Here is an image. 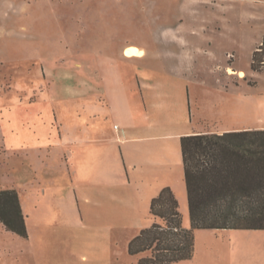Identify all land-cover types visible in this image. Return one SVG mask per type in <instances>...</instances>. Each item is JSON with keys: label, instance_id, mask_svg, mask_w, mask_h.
<instances>
[{"label": "rangeland", "instance_id": "374dc122", "mask_svg": "<svg viewBox=\"0 0 264 264\" xmlns=\"http://www.w3.org/2000/svg\"><path fill=\"white\" fill-rule=\"evenodd\" d=\"M263 43L264 0H0V191L18 193L28 231L23 238L0 222V264H138L145 256L137 261L128 246L149 213L122 226L110 221L113 209L100 219L84 201L60 202L41 180L47 151L29 126L38 127L37 111L84 109V100L59 101L55 92L84 74L90 52L101 56L103 47L102 56L118 58L138 46L142 78H174L175 94L191 92L197 128L214 100L213 111L231 114L210 128L234 132L264 130V67L252 69ZM182 185L176 194L189 229ZM260 255L264 231L196 230L194 258L177 264H264Z\"/></svg>", "mask_w": 264, "mask_h": 264}, {"label": "crops", "instance_id": "0c3cea01", "mask_svg": "<svg viewBox=\"0 0 264 264\" xmlns=\"http://www.w3.org/2000/svg\"><path fill=\"white\" fill-rule=\"evenodd\" d=\"M169 34L177 36L172 31ZM131 47L140 54L144 51L136 45H128L118 58L109 59L102 56L103 47L101 56L90 52L84 66L78 64L83 66L84 74L74 77L73 86L60 87L59 92H55L59 101L61 97L84 100V109L80 106L75 111L54 109L47 111L49 114L37 111L38 127H30V121L28 126L34 134L39 133V142L42 141L39 147L47 151L48 162H42L46 172L41 180L44 186L53 190L54 198L70 205L84 201L86 209L97 212L100 219H105L104 212L113 209L110 221L115 217L122 226L132 218L143 217L148 221L149 213L148 225L152 226L159 221L150 214L153 198L166 187H170L176 197L177 191L183 190L185 172L181 138L232 132V127L210 128L216 125L221 114L229 116L231 111H213L215 101L212 100L210 114L201 118L202 124L197 128L191 92L187 90L186 96L183 92L182 95L175 94L174 91L179 89L172 84L180 81L174 78L153 79L146 72L142 78L136 63L141 57L126 55ZM159 68L169 66L166 63ZM170 69L177 79L185 76L181 67L177 71L173 70L175 66ZM204 95L211 97L209 91ZM149 104L154 108L151 109ZM65 115L71 116L70 122H66ZM242 130L249 129L237 131ZM29 147L27 145V150ZM143 255L146 257L149 253L131 257L137 260ZM260 258L264 259V255Z\"/></svg>", "mask_w": 264, "mask_h": 264}, {"label": "trees", "instance_id": "16d2710c", "mask_svg": "<svg viewBox=\"0 0 264 264\" xmlns=\"http://www.w3.org/2000/svg\"><path fill=\"white\" fill-rule=\"evenodd\" d=\"M264 43L252 69L264 67ZM191 226H183L170 187L153 198L150 214L161 223L142 229L128 246L130 256L149 253L138 264H174L193 259L196 230H264V130L196 134L181 138ZM0 222L27 238L18 193L0 191Z\"/></svg>", "mask_w": 264, "mask_h": 264}, {"label": "bare ground", "instance_id": "6f19581e", "mask_svg": "<svg viewBox=\"0 0 264 264\" xmlns=\"http://www.w3.org/2000/svg\"><path fill=\"white\" fill-rule=\"evenodd\" d=\"M126 55H140V52L136 51V50H131V49H128L126 51Z\"/></svg>", "mask_w": 264, "mask_h": 264}]
</instances>
